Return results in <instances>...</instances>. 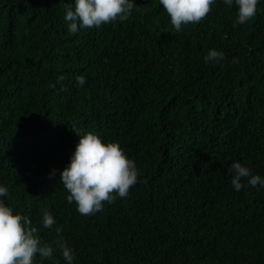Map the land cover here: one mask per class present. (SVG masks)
I'll return each instance as SVG.
<instances>
[{"label":"trees","instance_id":"16d2710c","mask_svg":"<svg viewBox=\"0 0 264 264\" xmlns=\"http://www.w3.org/2000/svg\"><path fill=\"white\" fill-rule=\"evenodd\" d=\"M0 264H264V0H0Z\"/></svg>","mask_w":264,"mask_h":264}]
</instances>
